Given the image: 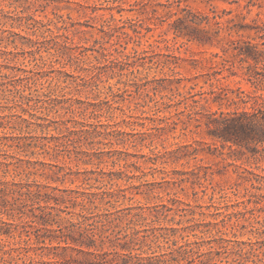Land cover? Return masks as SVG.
<instances>
[{
	"label": "rangeland",
	"instance_id": "obj_1",
	"mask_svg": "<svg viewBox=\"0 0 264 264\" xmlns=\"http://www.w3.org/2000/svg\"><path fill=\"white\" fill-rule=\"evenodd\" d=\"M186 10L210 40L179 34L195 33L175 22ZM246 42L263 46L264 0H0V182L119 195L82 223L106 240L101 257L23 225L25 206L21 219L0 214L11 222L0 264H173L160 259L185 241L211 264H264V179L252 178L264 156L213 140L205 124L264 96L233 48ZM125 207L145 219L116 212ZM67 211L48 227L78 223L79 206ZM128 227L130 254L107 240Z\"/></svg>",
	"mask_w": 264,
	"mask_h": 264
},
{
	"label": "trees",
	"instance_id": "obj_2",
	"mask_svg": "<svg viewBox=\"0 0 264 264\" xmlns=\"http://www.w3.org/2000/svg\"><path fill=\"white\" fill-rule=\"evenodd\" d=\"M185 10V9H183ZM202 18L193 12L186 10V13L181 17H178L176 23L189 22L192 26V30L195 33L183 32L180 27H175L179 34L188 35L191 38L199 41L210 40V36L203 34L205 30L197 28V25L202 23ZM242 28V27H241ZM220 28L215 31V34L219 32ZM183 32V33H182ZM262 48H259L256 44H250L246 42L244 46L234 45V49H237L236 55H240L242 61L251 62L246 66V74L248 79L253 84H260L264 82V43L262 42ZM262 63V70H258V64ZM245 96V95H244ZM241 97L242 102H247L250 99H254L257 102V106L251 109L231 110L227 112H212L206 116L205 124L207 126V134L213 140L220 141L222 144H229L230 146L246 147L254 154L264 156V148H258L264 144V96L263 95H246ZM193 152H197L194 149ZM254 175L253 180L260 182L264 179L263 175L252 173ZM117 176V175H115ZM262 186V185H261ZM46 185L41 186L39 183H17V182H0V214L8 216V218L17 217L22 218L24 211L21 207L30 206V219H26L22 222L23 225H27L37 230L45 229L46 231L58 230L60 235H54L51 238L60 239L64 245L62 248H72L79 253L92 255L94 258L102 256L101 247L104 244V239L98 234L95 227L82 226L87 220L92 218L93 209H98L100 204H113L118 201L119 195L112 190H100V191H77V190H64L63 194L55 192L56 188L46 190ZM122 198L125 197L124 193L121 194ZM79 206L80 211L77 213L80 219L78 223L70 222V226H61L58 229H50L48 227L51 222H57V218L60 217L58 211L70 213L74 211H67L68 208H75ZM164 207V215L167 211L173 210V207ZM126 210V212H124ZM131 207H125L118 209L116 212L130 214ZM156 218L160 211L155 210ZM182 212L183 209H180ZM18 212V213H17ZM95 212V211H94ZM106 212H95L94 215L102 217ZM153 214V215H154ZM130 220H137L138 218L145 219L142 213H131ZM122 215L117 216L116 219H122ZM111 221V220H110ZM0 224H11V222L1 221ZM117 226V225H115ZM97 228V227H96ZM129 228V227H128ZM105 228L98 229L99 231ZM177 227L173 228V233L169 236H174L178 231ZM183 229V228H182ZM131 230V231H130ZM122 232V233H121ZM138 230L135 228L119 229L118 234L107 235L108 242L112 246H121L123 249L129 250L127 254H130L131 242H134V237ZM112 235V237H110ZM59 241V243L61 242ZM192 242L185 241L181 245L171 247L168 251L169 254H174L170 259H160L166 263L172 261L173 264H211L212 259H203L205 253L195 251L191 246ZM59 247V246H56ZM93 248V250H90ZM212 248V247H210ZM210 253V251H206ZM104 253V252H103ZM166 254V253H165ZM46 264H92L88 259H80L78 257H69L67 259H54ZM117 264V263H116Z\"/></svg>",
	"mask_w": 264,
	"mask_h": 264
}]
</instances>
